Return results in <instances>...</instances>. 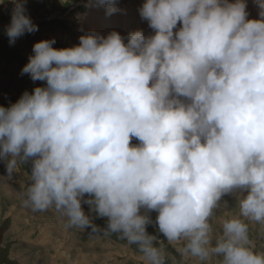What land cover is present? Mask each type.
Listing matches in <instances>:
<instances>
[{"label": "clouds", "instance_id": "clouds-1", "mask_svg": "<svg viewBox=\"0 0 264 264\" xmlns=\"http://www.w3.org/2000/svg\"><path fill=\"white\" fill-rule=\"evenodd\" d=\"M11 2L14 43L38 25L26 0ZM95 3L120 11L118 0ZM258 6L249 19L246 0H145L139 16L154 34L93 29L71 47L35 43L21 75L45 83L0 106V180L26 167L23 207L119 234L145 264H264L250 231L264 225Z\"/></svg>", "mask_w": 264, "mask_h": 264}, {"label": "rangeland", "instance_id": "rangeland-1", "mask_svg": "<svg viewBox=\"0 0 264 264\" xmlns=\"http://www.w3.org/2000/svg\"><path fill=\"white\" fill-rule=\"evenodd\" d=\"M144 2L118 0V13L121 14L108 16L111 29L123 27L121 34L124 32L126 37L130 27L143 30L145 35L154 34L147 21L139 16L138 9ZM89 3L90 0H26L27 13L38 25V30L10 43L6 27L11 21L13 4L11 0H0V106L8 107L25 90L31 92L44 85L45 82H33L28 74L21 75L35 43L55 38L57 43L53 47H71L79 43V37L85 31L99 29V22L104 23L97 31L106 35L104 25L108 18H105V7L97 5L95 0L91 6ZM132 143L138 144L139 141L133 138ZM5 174V166L0 162V175ZM27 182L26 167L18 169L13 180H0V264H145L138 247L129 245L119 234L105 236L79 228H66L54 210L33 213L23 207L17 194L22 191L21 185ZM226 199L232 206L229 211L237 212L234 198ZM152 216L155 219L156 213ZM96 223L103 226L105 220L97 219ZM148 231L155 234L152 226ZM250 231L257 248L264 249V225L251 224ZM163 244L169 257H176L174 246L166 241ZM81 254L87 259L81 261L78 258Z\"/></svg>", "mask_w": 264, "mask_h": 264}, {"label": "bare ground", "instance_id": "bare-ground-1", "mask_svg": "<svg viewBox=\"0 0 264 264\" xmlns=\"http://www.w3.org/2000/svg\"><path fill=\"white\" fill-rule=\"evenodd\" d=\"M246 3H247V11L249 12V19H258L259 18V15H258V13H259V11H260V8H259V6H258V0H246ZM116 13H118V12H116ZM123 13V12H122ZM100 14H103V13H100ZM119 14V13H118ZM121 14V13H120ZM120 14H119V16H120ZM106 15V14H105ZM102 16V15H101ZM117 17V16H116ZM105 18H108V16H106ZM119 18H121V17H119ZM95 19V18H94ZM100 19V18H99ZM111 18H108L107 19V21H106V25H104V28H105V31L104 32H106V35H107V33H109V32H111L112 31V29H111V25H112V22H111V20H110ZM123 19V18H122ZM101 20V19H100ZM127 20V19H126ZM121 21V20H120ZM115 22V21H114ZM125 22V21H124ZM89 23H90V21H89ZM92 23V22H91ZM96 23V22H95ZM102 23H104V22H102ZM102 23L101 22H99V29H101L100 28V26H102ZM93 24V23H92ZM91 24V25H92ZM123 25V24H122ZM95 26V25H94ZM88 28V27H87ZM122 29V31H123V27H121ZM96 31L98 30L99 31V29H97V28H94ZM136 29V28H135ZM115 30L116 31H120V30H117V28H115ZM133 31H136V30H134L133 29ZM132 31V32H133ZM131 33V32H130ZM122 35L124 36L125 34H124V32H122ZM127 35V34H126ZM147 35H149V34H147ZM146 35V36H147ZM126 37V36H125ZM80 256H81V258H80ZM81 261H83V260H85V259H87V257L85 258L82 254L81 255H79V257H78ZM80 261V262H81Z\"/></svg>", "mask_w": 264, "mask_h": 264}, {"label": "crops", "instance_id": "crops-1", "mask_svg": "<svg viewBox=\"0 0 264 264\" xmlns=\"http://www.w3.org/2000/svg\"><path fill=\"white\" fill-rule=\"evenodd\" d=\"M35 218H37V216H35Z\"/></svg>", "mask_w": 264, "mask_h": 264}]
</instances>
